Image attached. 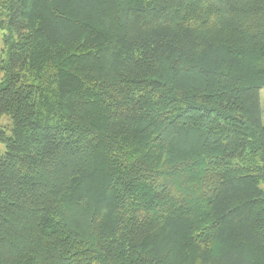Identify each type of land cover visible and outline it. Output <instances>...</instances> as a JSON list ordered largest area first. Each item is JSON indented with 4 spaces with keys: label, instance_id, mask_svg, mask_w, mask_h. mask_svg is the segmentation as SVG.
Segmentation results:
<instances>
[{
    "label": "trees",
    "instance_id": "16d2710c",
    "mask_svg": "<svg viewBox=\"0 0 264 264\" xmlns=\"http://www.w3.org/2000/svg\"><path fill=\"white\" fill-rule=\"evenodd\" d=\"M0 264H264V0H0Z\"/></svg>",
    "mask_w": 264,
    "mask_h": 264
},
{
    "label": "rangeland",
    "instance_id": "374dc122",
    "mask_svg": "<svg viewBox=\"0 0 264 264\" xmlns=\"http://www.w3.org/2000/svg\"><path fill=\"white\" fill-rule=\"evenodd\" d=\"M4 31L0 30V62L2 57H4V48H5V42H4ZM261 105H262V111H263V122H264V89L261 91ZM11 123V119L8 116H2L0 117V126L1 127H9ZM5 146L0 145V151H4Z\"/></svg>",
    "mask_w": 264,
    "mask_h": 264
}]
</instances>
